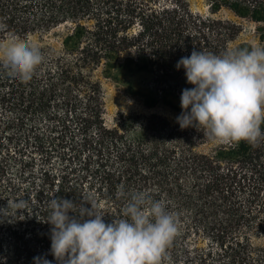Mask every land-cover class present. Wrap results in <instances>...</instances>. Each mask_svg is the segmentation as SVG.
Returning a JSON list of instances; mask_svg holds the SVG:
<instances>
[{
  "label": "trees",
  "instance_id": "16d2710c",
  "mask_svg": "<svg viewBox=\"0 0 264 264\" xmlns=\"http://www.w3.org/2000/svg\"><path fill=\"white\" fill-rule=\"evenodd\" d=\"M208 2L203 14L187 0H0V47L12 36L46 57L27 82L0 67V207L22 196L34 205L0 221V264L53 260L44 222L53 196L91 199L110 220L122 215L121 185L166 197L178 213L170 264H264L255 243L264 237V138L216 143L202 126L176 122L192 87L175 67L182 56L254 45L214 13L226 7L261 24L264 45V0ZM107 80L143 110L109 123Z\"/></svg>",
  "mask_w": 264,
  "mask_h": 264
},
{
  "label": "clouds",
  "instance_id": "9594fccd",
  "mask_svg": "<svg viewBox=\"0 0 264 264\" xmlns=\"http://www.w3.org/2000/svg\"><path fill=\"white\" fill-rule=\"evenodd\" d=\"M4 26L0 25V30ZM0 47V67L10 80L30 81L46 57L35 44L16 42ZM175 67L183 68L192 85L181 91V128L203 127L213 142L257 143L264 138V45L235 48L217 54L193 50ZM123 200L120 218L106 220L107 213L89 200L77 202L53 196L48 201L50 249L33 257V264H170L167 249L178 235V213L166 197L149 190L117 189ZM32 201L22 197L0 207V221L15 212L32 214Z\"/></svg>",
  "mask_w": 264,
  "mask_h": 264
},
{
  "label": "rangeland",
  "instance_id": "374dc122",
  "mask_svg": "<svg viewBox=\"0 0 264 264\" xmlns=\"http://www.w3.org/2000/svg\"><path fill=\"white\" fill-rule=\"evenodd\" d=\"M194 11H198L203 14L210 13V5L208 0H187ZM214 16L222 19H227L237 23L241 27L239 35V41H248L254 45H261L259 34L261 24L248 18L241 17L235 14L229 8H222ZM106 88V103H107V119L109 123L114 122L120 112L130 113L133 111H142L141 105L129 96L122 88L116 86L111 81L105 82ZM217 143V142H216ZM257 246L264 247V237L256 239ZM205 245L207 243H204Z\"/></svg>",
  "mask_w": 264,
  "mask_h": 264
}]
</instances>
